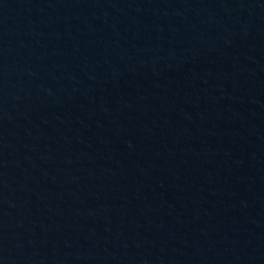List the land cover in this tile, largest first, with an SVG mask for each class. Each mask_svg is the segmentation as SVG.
<instances>
[{"label":"water","instance_id":"95a60500","mask_svg":"<svg viewBox=\"0 0 264 264\" xmlns=\"http://www.w3.org/2000/svg\"><path fill=\"white\" fill-rule=\"evenodd\" d=\"M0 264H264V0H0Z\"/></svg>","mask_w":264,"mask_h":264}]
</instances>
